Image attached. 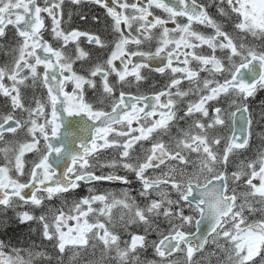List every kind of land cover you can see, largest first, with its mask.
<instances>
[{
  "label": "snow or ice",
  "instance_id": "1",
  "mask_svg": "<svg viewBox=\"0 0 264 264\" xmlns=\"http://www.w3.org/2000/svg\"><path fill=\"white\" fill-rule=\"evenodd\" d=\"M0 51V215L56 264H264V0H0ZM53 259L0 241V264Z\"/></svg>",
  "mask_w": 264,
  "mask_h": 264
},
{
  "label": "flooded vegetation",
  "instance_id": "2",
  "mask_svg": "<svg viewBox=\"0 0 264 264\" xmlns=\"http://www.w3.org/2000/svg\"><path fill=\"white\" fill-rule=\"evenodd\" d=\"M84 11H91V12H93V13H95V14H97V15H103V10L102 9H100V8H98L97 6H94V5H90V6H85V8L83 9ZM77 9L74 7V6H71V5H67L66 4V7H65V13H66V15H65V20L67 21V13L68 12H71L72 13V20H71V22H69L68 23V25L67 26H69V27H75V26H77L78 24H81V22L79 21V16L77 15ZM212 11L214 12L215 10L214 9H212ZM81 26H82V24H81ZM11 27V26H10ZM92 30L93 31H97L99 34H101V36H102V38L104 37V36H106L107 35V32L105 31V29H104V27H103V25H101V24H97V25H95V26H92ZM50 39V38H49ZM249 39H251V38H249ZM82 46H85V47H91V46H87V45H82ZM95 51V50H94ZM11 59V56H10V54H6V52L5 51H0V64H3V63H6V62H8L9 60ZM140 58H134V60H136V61H138ZM144 71V73L146 74V75H148V77H149V80H148V82H146L145 83V85L141 88V91H143V92H145V93H147V92H149V91H151V90H153L152 88H151V85L154 83L155 85H156V87L157 88H159L160 86H161V84L163 83V81H164V77H161L160 76V74H158V73H155V72H151L149 69H144L143 70ZM133 91H135V89H133ZM88 98L89 99H94V97L92 96V93H91V90H89V93H88ZM3 98H0V110H3ZM76 119H79L78 117L76 118ZM61 131L63 132V129H61ZM73 131H75V129H73ZM22 138V137H21ZM111 155H113V153H111L110 151L109 152H106V153H104V155L101 157V159H107V158H109ZM28 156L30 157L31 156V154H28ZM104 171L105 172H109V171H111V169H104ZM97 174H99V172L97 173ZM118 174L119 175H128L129 176V178L130 179H132L133 180V183H132V185H131V188H132V195L133 196H135L136 195V188L138 187V184H137V182L135 181V178H134V176L132 175V174H130V173H125L123 170H118ZM127 187H129V186H127V185H124V184H121V183H119V182H108V181H103V182H97V184H96V190L98 191V192H110V193H114V194H116V196L119 198V196H120V193L122 192V190H124V189H126ZM82 194L83 195H87L88 193H87V187L86 186H84V187H82ZM53 202V204L55 203H58L59 204V206H60V202L58 201V200H53V201H51L50 203H52ZM46 203H49V202H46ZM9 213H11V214H14L15 212L13 211V210H9L8 211ZM194 230H195V228H194Z\"/></svg>",
  "mask_w": 264,
  "mask_h": 264
},
{
  "label": "trees",
  "instance_id": "3",
  "mask_svg": "<svg viewBox=\"0 0 264 264\" xmlns=\"http://www.w3.org/2000/svg\"><path fill=\"white\" fill-rule=\"evenodd\" d=\"M261 100H264V91L258 92L256 100L254 101V110L257 112V120H259L258 112L261 111L259 104ZM255 130L256 125L254 126V131ZM0 220L4 221V223L0 225V241L5 245L15 246L21 249L35 246V250L53 255L54 259L51 264H56L55 250L53 249L51 242L43 239L40 226L37 223L30 222L29 224H20L16 221L15 216L9 212L0 215ZM149 251L151 253V250ZM37 264H48V261H38Z\"/></svg>",
  "mask_w": 264,
  "mask_h": 264
},
{
  "label": "rangeland",
  "instance_id": "4",
  "mask_svg": "<svg viewBox=\"0 0 264 264\" xmlns=\"http://www.w3.org/2000/svg\"><path fill=\"white\" fill-rule=\"evenodd\" d=\"M257 113V112H256ZM260 114V112H258ZM261 134H264V122L259 123L258 125L256 124V130L254 131L251 143H250V147L247 150V152L245 153L247 156L249 157H254L257 153V151L259 150H264V136H262ZM59 204L58 203H46V208L43 209L44 211L47 210V208H52L53 210L55 208H58ZM26 210V208H21L18 209V211H23ZM40 211L42 210H36V214L39 215ZM13 216H15V213L12 214ZM214 247V246H213ZM147 258L149 259H153L155 257H153L152 253H150V251H148V253H146ZM65 264H67V254L65 256Z\"/></svg>",
  "mask_w": 264,
  "mask_h": 264
},
{
  "label": "bare ground",
  "instance_id": "5",
  "mask_svg": "<svg viewBox=\"0 0 264 264\" xmlns=\"http://www.w3.org/2000/svg\"><path fill=\"white\" fill-rule=\"evenodd\" d=\"M12 222V221H11Z\"/></svg>",
  "mask_w": 264,
  "mask_h": 264
}]
</instances>
